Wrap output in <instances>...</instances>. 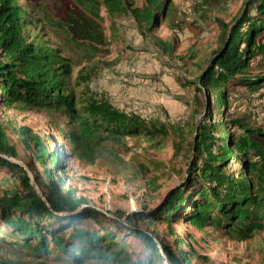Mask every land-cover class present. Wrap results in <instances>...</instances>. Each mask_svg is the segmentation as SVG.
Wrapping results in <instances>:
<instances>
[{"label":"trees","instance_id":"1","mask_svg":"<svg viewBox=\"0 0 264 264\" xmlns=\"http://www.w3.org/2000/svg\"><path fill=\"white\" fill-rule=\"evenodd\" d=\"M69 1L72 8L56 25L66 30L72 42L90 49L102 39L98 5H102L111 18L131 15L140 28L149 31L160 18L167 17L172 5L169 0H144L140 7H132L128 0ZM221 1L202 0V3L209 10ZM254 8L256 13L252 14ZM218 23L221 29L218 47L213 52L211 65L198 78L202 88H196L201 93L212 94L215 107L221 110L228 109L229 88L235 83L251 91L264 86V77L248 72L250 62L259 56L264 65V42L258 40L264 32V0H246L232 24L220 20ZM32 24V17L19 0H0L1 105L60 114L66 120L67 132L61 128L59 131L67 138L71 155L89 164L100 156L99 148L105 142L120 145L126 137H141L156 145L171 134L173 157L182 153L194 157L190 181L191 187L197 185V188L193 195L185 193L187 188L178 190L159 217L146 222L155 225L157 221H164L169 233L174 235L173 216L183 210L180 222L185 221L196 230L212 227L234 241L250 240L264 230L263 127L250 124L245 116L217 125L196 126L192 122L190 131H197V135L190 142L192 152L189 153L183 147L184 133L180 125L125 112L108 99L92 95L88 87L82 106H78L69 84V60L40 35L29 32ZM242 44L246 47L244 50ZM165 49L171 53L173 47L168 45ZM89 76L81 75L80 79L87 83ZM231 125L236 126L237 132L229 131ZM219 129L223 132L214 136ZM12 131L23 148L32 153L43 175L35 172L32 164L29 173L16 162L17 147L0 119V169L10 173L9 177L2 178L4 189L0 192L1 240L11 237L15 245L34 258H49L53 253V259H58L56 254H63L70 264H85L89 260H102L106 264H192L193 257L201 258L193 250L186 251L182 247L185 240L179 236L176 238L179 248L175 251L156 233L133 228L147 251L146 258L133 259L125 250L121 236L102 225V219L108 216L90 207L87 200L77 198L75 192L59 188L47 167L49 162L60 166L58 152L51 153L44 138L30 127H15ZM233 158L241 160L243 165L237 176L226 170ZM84 207L90 208L79 216L77 223L64 224L63 215ZM118 217L124 214L119 213ZM89 221L102 230L87 228ZM128 221L129 226L133 225L131 218ZM112 223L119 229L129 227L122 220ZM0 264L27 263L0 259Z\"/></svg>","mask_w":264,"mask_h":264},{"label":"rangeland","instance_id":"2","mask_svg":"<svg viewBox=\"0 0 264 264\" xmlns=\"http://www.w3.org/2000/svg\"><path fill=\"white\" fill-rule=\"evenodd\" d=\"M128 1L132 7L144 3V0ZM169 1L172 5L167 17L160 18L150 31L140 28L131 15L109 17L104 7L98 5L102 39L90 49L72 42L66 30L56 25L72 8L69 0H19L33 20L29 32L40 35L69 60V84L78 106H82L88 87L92 95L108 99L125 112L137 113L147 120L180 125L184 133L183 147L189 153L192 152L190 142L197 135V131H190L192 122L196 126L201 123L217 125L245 116L250 124L264 128V86L251 91L235 83L229 88L228 109L221 110L215 107L212 94L201 93L196 88H202L198 78L211 65L213 52L218 47L221 31L218 20L232 24L246 0H222L220 5L209 10L202 0ZM255 13L254 8L252 14ZM258 40L264 42V32ZM168 45L173 47L171 53L165 49ZM245 48L242 44L241 49ZM249 67L250 75L264 77L262 56L252 60ZM87 74L90 79L85 83L80 77ZM0 119L17 147V162L29 173L32 164L33 170L43 175L42 168L34 161L32 153L23 148L13 128L30 127L44 138L51 153L58 152L60 166H52L49 162L47 167L59 188L75 192L77 198L87 200L90 207L108 216L102 219V225L121 236L125 250L133 259L147 257L143 242L132 231L137 228L156 233L175 251L179 248L177 236L183 238L182 247L201 257H193L192 264H264V230L250 240L234 241L212 227L196 230L187 222H180L183 210L173 216L174 235L169 233L164 221H157L155 225L146 222L149 218H158L178 190L187 188L185 193L193 195L197 188V185L191 187L190 181L194 157L183 153L173 157L171 134L156 145L141 137H126L120 145L105 142L99 148L100 156L89 164L71 155L67 138L59 131L61 128L67 132L66 120L60 114L16 105L5 108L0 103ZM229 131L237 132L236 126L231 125ZM220 132L223 130L215 131L214 136H220ZM230 162L226 170L237 176L243 168L241 160L233 158ZM9 176L8 171L0 169V192L4 189L2 178ZM90 207L63 215L64 224L77 223L79 216ZM119 213L124 217L119 218ZM129 218L133 225L129 226ZM117 220L129 227L119 229L112 223ZM87 228L102 230L93 221L88 222ZM56 256L58 259H53V253L49 258H34L15 245L11 237L0 239V259L27 264H70L65 261V255ZM85 264L106 263L89 260Z\"/></svg>","mask_w":264,"mask_h":264},{"label":"water","instance_id":"3","mask_svg":"<svg viewBox=\"0 0 264 264\" xmlns=\"http://www.w3.org/2000/svg\"><path fill=\"white\" fill-rule=\"evenodd\" d=\"M17 162V161H16ZM18 163V162H17ZM32 176V175H31ZM33 177V176H32ZM33 184L37 187V184L35 183L34 179H33Z\"/></svg>","mask_w":264,"mask_h":264}]
</instances>
